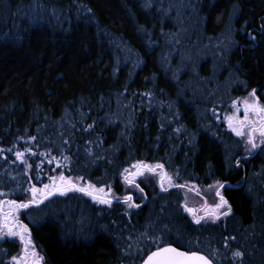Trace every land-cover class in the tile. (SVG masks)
I'll list each match as a JSON object with an SVG mask.
<instances>
[{"label": "trees", "instance_id": "16d2710c", "mask_svg": "<svg viewBox=\"0 0 264 264\" xmlns=\"http://www.w3.org/2000/svg\"><path fill=\"white\" fill-rule=\"evenodd\" d=\"M232 4L237 54L229 96L233 101L255 89L264 104V0H0V148L5 150L0 192L9 194L0 199L26 201L31 194L23 189L61 173L81 184L94 162L109 159L104 144L116 138L127 106L137 161L178 172L176 184H213L222 163L220 143L209 131L187 132L179 120H191L200 100L202 27L218 22ZM29 147L25 159L31 168L15 156ZM236 160L241 163L235 161V170L243 176L242 150ZM119 168L111 172L115 191L130 195L139 207H129L123 198L110 205L97 202L88 225L103 221L117 227L134 212L151 211L149 229L161 238L156 230L168 221L162 218L170 207H184V189L163 191L147 172L135 179L139 188L128 187ZM74 194L81 192L55 193L22 209L19 219L45 264H112L116 245L106 233L86 242L68 237L67 228L75 223L69 204ZM230 196L244 220L264 218L242 187L231 189ZM33 208L39 212L33 215ZM20 247L16 238L0 239V264H13ZM153 249L130 264H139Z\"/></svg>", "mask_w": 264, "mask_h": 264}, {"label": "rangeland", "instance_id": "374dc122", "mask_svg": "<svg viewBox=\"0 0 264 264\" xmlns=\"http://www.w3.org/2000/svg\"><path fill=\"white\" fill-rule=\"evenodd\" d=\"M236 10V5L232 4L218 22L210 27L206 25L202 27L198 47L202 74L200 100L196 108V115L191 120L189 117L179 120L187 132L209 131L220 143L222 166H218L215 176L216 180L225 184L220 192L231 205L232 213L219 220L201 221L196 224L192 214L190 215L184 207H170V215L162 218L168 221L163 222L156 231L161 233V238L165 242L173 241L179 246L181 243L177 242L178 238L181 241L199 242L194 244L191 249L183 247L187 251L202 250L210 254L209 249L218 250V256L215 258L219 264H264V218L260 220L258 214H255L251 220H244L241 212H237L230 196L233 186L242 187L248 199L251 200L252 209H257V212L264 211V145L251 154L245 152L243 139L236 136L228 127L226 119L227 116L235 112L234 101H237L241 108L238 114L241 118L244 116L243 100L247 98L250 103L253 102V98L250 97L251 92L233 101L229 96V90L236 81L232 63L236 59L237 51L234 48L235 34L231 27ZM131 114L130 106L124 108L120 116L116 138L104 144V151H106L105 154L110 155L109 159L99 165L94 162L80 186H86L90 182L97 189L103 186L105 192L110 188V198L122 199L128 195L115 191L114 176L111 175V172L113 174L121 172L119 167H123V170L128 168L130 171H135L131 166L137 162L138 156L133 148L136 129L130 122ZM240 150L245 154L247 167L243 177L238 180L235 161L236 158L238 159ZM100 167H103L102 173H99ZM153 175L159 181L158 173ZM137 178L138 176L135 179ZM58 181L57 184H59ZM49 183L50 181L46 184ZM43 185L38 188H42ZM127 185L131 186L128 183ZM184 193L188 206L202 213L204 212L202 205L205 203V199L208 204L218 201V197L215 196V188L209 189L207 186H198V192L184 188ZM97 202L85 193L69 197L71 212L75 219V223L67 228L69 238L86 242L92 240L98 233H106L116 245V254L112 264H130L153 246V242L148 239V237H156L155 231L152 232L149 229L153 222L151 211L134 212L123 225L117 227H108L103 221L90 227L88 225L90 214L96 210ZM31 212L34 215L39 210L33 208ZM231 237H235V239H230ZM237 250L244 254L240 259H234L232 256V253ZM20 255H22V245L15 256ZM43 264L45 263L43 262Z\"/></svg>", "mask_w": 264, "mask_h": 264}, {"label": "snow or ice", "instance_id": "6c2138e0", "mask_svg": "<svg viewBox=\"0 0 264 264\" xmlns=\"http://www.w3.org/2000/svg\"><path fill=\"white\" fill-rule=\"evenodd\" d=\"M250 97L253 98V102H249L247 98L243 100V112L244 116L241 118L238 114L241 108L237 101L233 104L235 112L232 115L226 117L228 127L236 134L241 137L244 141V150L248 154L259 149L261 145H264V105L259 102V98L255 96V89L250 93ZM250 114H252L250 116ZM219 118V117H217ZM91 127V125H89ZM23 139V138H21ZM31 140H35L36 137H29ZM5 150L0 148V153ZM8 151H12L9 149ZM32 149L26 148L24 151H16L15 156L19 159L27 168H31L32 165L25 159V153H31ZM35 155V154H34ZM44 155H47L45 153ZM65 160L68 157H64ZM51 162V161H49ZM240 160H236V164L239 165ZM135 171H130L128 168L123 170L124 180L134 187L139 188L136 184L135 178L137 176L143 177L145 172L159 175V186L161 190L167 191L169 188L184 189L197 191L198 186H190L187 182L185 184L174 183V175L178 176L179 173L169 174L162 163L155 165L145 163L144 161H137L131 166ZM39 179V177H38ZM82 177L77 180H82ZM50 183L44 184L42 188L36 187L35 184L31 185L29 189H23V192H30V198L21 201L3 198L0 199V239L4 238H16L22 245V255L11 257L13 264H43L44 257L37 251L36 245L31 236V230L28 225L23 223L19 219V214L22 209H28L30 206H39L49 197L55 193L66 194L71 190H76L86 195L91 196L94 200L101 204L110 205L112 199L110 198L111 189L109 188L105 192V188L102 186L99 189L90 182L86 186H80L79 183H74L71 177H65L63 173L59 177H49ZM59 180V184H57ZM167 184V187L165 186ZM209 189L215 188V196L218 197V201L213 204H208L205 199V203L202 205L204 214L198 215L197 209L188 206L185 201L184 208L187 212L191 213L196 224H199L202 220L207 222L208 220H219L221 217H227L232 213L231 205L227 199L222 195L220 189L225 187V184L216 180L211 185H207ZM143 193V189H139ZM9 194L0 192V196L6 197ZM123 200L129 203V207H139L131 203L132 197L124 196ZM226 209V210H225ZM153 242L155 248L151 251L147 258L143 261V264H213V260L208 255H204L203 251H183L181 248L191 247L194 244H198V241H181V248L174 247L172 244L165 243L160 237H148ZM230 239H235L231 237ZM213 257L218 256V250H208ZM244 254L239 250L232 253L234 259H240Z\"/></svg>", "mask_w": 264, "mask_h": 264}, {"label": "flooded vegetation", "instance_id": "af4514ba", "mask_svg": "<svg viewBox=\"0 0 264 264\" xmlns=\"http://www.w3.org/2000/svg\"><path fill=\"white\" fill-rule=\"evenodd\" d=\"M238 176H239V177H238V180H239V178H242V177H243V176H241V175H239V174H238ZM214 177L216 178L215 175H214ZM215 181H216V180H215ZM236 187H238V186H233L232 189H233V188H236ZM197 214H198V215H203L204 212L202 213L201 211H200V212L197 211ZM190 215H191V213H190ZM202 221H203V220H202ZM209 257L214 261L215 264H219V263H218V260H217L215 257H213V256L210 255V254H209Z\"/></svg>", "mask_w": 264, "mask_h": 264}, {"label": "water", "instance_id": "95a60500", "mask_svg": "<svg viewBox=\"0 0 264 264\" xmlns=\"http://www.w3.org/2000/svg\"><path fill=\"white\" fill-rule=\"evenodd\" d=\"M172 245H173V244H172ZM173 246H174V247H177V246H175V245H173ZM177 248H180V247H177ZM154 250H155V248H154L153 250H151V251H154ZM181 250H183V251H187V250H184V249H182V248H181ZM151 251H150V252H151ZM150 252H149V253H150ZM149 253H148V254H149ZM148 254H147V255H148ZM203 254L206 255L205 253H203ZM147 255L145 256V258H144L139 264H143V261L147 258ZM209 258H210V257H209ZM210 259H211V258H210ZM213 264H215L214 261H213Z\"/></svg>", "mask_w": 264, "mask_h": 264}]
</instances>
